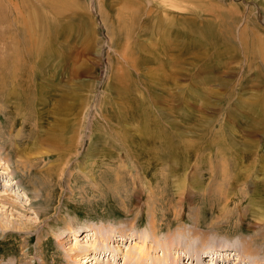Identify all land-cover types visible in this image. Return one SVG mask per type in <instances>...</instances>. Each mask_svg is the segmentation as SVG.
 <instances>
[{"label": "rangeland", "instance_id": "1", "mask_svg": "<svg viewBox=\"0 0 264 264\" xmlns=\"http://www.w3.org/2000/svg\"><path fill=\"white\" fill-rule=\"evenodd\" d=\"M262 238L264 0H0V264Z\"/></svg>", "mask_w": 264, "mask_h": 264}, {"label": "bare ground", "instance_id": "2", "mask_svg": "<svg viewBox=\"0 0 264 264\" xmlns=\"http://www.w3.org/2000/svg\"><path fill=\"white\" fill-rule=\"evenodd\" d=\"M167 3V2H166ZM170 3V2H169ZM166 5V4H165ZM169 5H171V4H169ZM230 15V17H231V14H229ZM169 32V33H168ZM168 32H166V34H170V30H168ZM181 33V32H180ZM179 33V34H180ZM181 35V34H180ZM169 149V148H168ZM11 176V175H10ZM14 230H17V228H15ZM122 236H124V235H122ZM115 237V236H114ZM123 238V237H122ZM255 238H257V237H255ZM186 242L188 243V242H191L190 241V238L187 236L186 237ZM259 239V238H258ZM258 239H253L254 241H250V242H248V244H249V246L251 247V249L250 250H248V249H245L244 247L242 248V249H237L236 247H232L231 248V245L229 246H227V245H224V246H220V247H218V248H216V247H213V252H211V254H215L216 255V253H220V254H217V255H219L220 256V258L219 259H221V256H223V258H230V256H233V255H235V254H237V255H239V253L242 255V256H245V254H248L247 255V257L245 256V258L246 259H244V262H251L252 264H264V248H263V252L262 253H260L261 251H259L258 252V247H262L263 245L261 244L260 246H255V244L254 243H256L257 241H258ZM264 239L262 238V241H263ZM115 242V240H114V238L112 239L111 237H110V240H109V242ZM261 241V240H260ZM123 242V241H122ZM264 242V241H263ZM244 243H245V241H244ZM243 243V246H245L246 244H244ZM191 244V243H190ZM189 244V245H190ZM260 244V243H259ZM107 246V248L108 247H110L109 246V244H107L106 245ZM97 248V247H96ZM96 248H94L93 250H96ZM229 248L230 249H232V250H234V252L233 251H229ZM234 248V249H233ZM71 250H73V249H71ZM108 251H109V249H108ZM72 252V251H71ZM70 252V253H71ZM179 252H180V250L179 249H175V255H174V257H171L170 255H168L166 258H165V261H164V263L163 264H169V262H171L170 264H176V262H172V260L174 259V258H176V257H178L179 258ZM197 252V251H196ZM239 252V253H238ZM76 254V253H75ZM70 255V254H69ZM86 255H88V254H86ZM68 256V255H67ZM88 256H90V255H88ZM139 255H137V254H134L132 257H138ZM191 255H188V256H185L186 258L187 257H189V260H192V256L190 257ZM208 256V255H207ZM84 257H87V256H84ZM92 258H94V256L92 257V256H90L89 258H88V260L89 259H92ZM178 258H176V259H178ZM137 259H139V257L137 258ZM218 259V260H219ZM139 261V260H138ZM179 262H182V263H184V259H181V260H179ZM139 263V262H138ZM137 263V264H138ZM187 263H188V261H187ZM192 263V261L190 262V264Z\"/></svg>", "mask_w": 264, "mask_h": 264}]
</instances>
